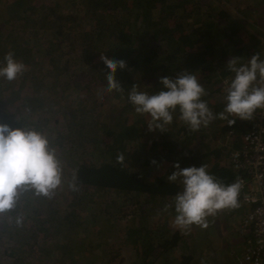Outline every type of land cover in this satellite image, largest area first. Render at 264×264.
Returning <instances> with one entry per match:
<instances>
[{
    "label": "trees",
    "instance_id": "1",
    "mask_svg": "<svg viewBox=\"0 0 264 264\" xmlns=\"http://www.w3.org/2000/svg\"><path fill=\"white\" fill-rule=\"evenodd\" d=\"M12 1L15 3L13 8L6 0L5 9L0 10V17H4L6 22L3 24L0 21V29H3V32L0 31V65L5 53L14 50L16 57L27 65V70L14 80L1 77L2 85L4 82L5 85L8 83L10 88L15 83L21 88L18 96L13 94L10 96L12 90H6L4 86L0 88V122L8 124H14V121L20 119L25 123H31L37 119L40 113L49 109L44 110L42 105L46 93L50 90L56 92L60 89L69 94L61 96V117L64 118L74 115L77 111L73 108L76 106L87 108L88 99L93 101L94 105L99 104L97 99L102 96L107 86L108 69L101 59L103 54L109 59L126 62V67L123 69L118 67L115 74L124 89L122 92L116 91L115 94L128 97L133 84L141 91L154 93L162 88L159 83L161 76L174 77L176 73L187 69L194 72L205 88L207 95L202 99L216 114L223 111L226 103L219 102L214 95L219 90L221 76L232 75L225 65L227 61L237 56L242 57V62H247L248 58L258 52L261 58H264V40L259 37L261 33L264 36V29H259V25L264 24V8L258 6L260 0L257 2L226 0L236 5L238 9L243 6L242 17H235L224 5L217 2L214 5L213 1L210 5L205 3L204 6L200 5L204 10L197 12L201 14L200 19L194 22L186 19L198 8V0H78L81 3L67 0L61 7L58 0ZM71 4L75 5V13L79 10L84 11L80 21L71 20L72 12L65 14L68 10L66 8ZM80 4L82 7L78 9ZM253 12L257 14L253 15ZM105 17L106 20L103 19ZM19 23L26 28L25 37L21 36L19 31L14 35ZM44 36L53 40L48 41V38L44 40ZM76 47L83 59L82 64L72 63L66 55L72 53ZM62 50H66L67 53ZM155 73L158 74V80H154ZM152 80L153 82H149ZM140 83H144V86ZM147 84L151 86L145 87ZM23 85H26L29 91L23 92ZM37 87L43 95L42 102L37 109L32 110L26 105L28 94L25 93H33ZM74 94L82 95L81 99L77 101L72 96ZM57 103L52 101L51 107ZM127 110L135 111V108L131 103L126 104L111 123H98L94 134L92 133L94 147L87 148L80 152L81 155L72 158L63 152L57 154L62 167L61 185H72L73 192V199L61 201L62 209L57 205L58 202L45 204L43 198L47 195L37 194L32 188L30 199V196L20 191L17 200L25 202L22 205H32L23 221L31 219L37 210L44 211L45 216L36 213V220L46 226L49 224L52 229L61 226V245H65L76 243L79 237L86 241L91 239L101 241L102 235L106 232L100 234L99 229L112 231L120 219L103 212L105 206L118 207L110 199L87 197L89 187L112 188L124 194L134 192L135 194H130L127 198L132 208L126 213L130 214L131 220L124 231L126 244L135 248L139 259H144L147 264H170L166 259L174 256L171 251L177 245L178 239L182 238L181 231L179 228L168 231L169 227L165 226L164 222L160 226L156 225L155 215L147 219L144 214L145 205L153 203L152 201L158 202L153 207L154 212H157L159 208L161 209V203L172 202L180 189V183L169 182L166 170L169 168L175 171L173 167L176 162H179L180 166L187 164L185 161H188V158L184 155L183 149L192 154L189 166L201 165L200 153L193 156L199 152L194 140L192 141L198 131H208L213 136V143L202 153L206 158L202 160V164L207 165L205 161L208 160L210 166L207 165L208 171L224 184L234 182L236 173L226 162L227 154L231 144L236 145L239 134L241 135L245 128H249V123L248 120L236 118L235 123L229 125L228 120L217 118L206 127L201 126L199 130L192 131L178 119L177 111L174 113L172 124L167 125L165 130H149L147 124L150 121L149 116L135 112V118L126 117L127 114L124 112ZM22 115L27 118H23ZM216 122L219 124L218 127ZM245 125L247 127H244ZM230 128L234 129L235 137L232 143L228 139L230 146L226 147L224 138ZM67 130L68 128L65 129ZM146 138H150V143L144 147L142 139ZM65 142L61 139V146H64ZM129 142L135 144L129 148ZM118 156H122L123 160L118 161ZM149 157L152 158L147 159ZM156 161L160 163L159 168ZM69 164L70 166H67ZM140 194L144 197L138 198ZM75 196L80 198L79 208L92 206V210L86 215V225L83 220L79 221L80 214L74 209ZM172 211L171 216L174 217V208ZM103 215L104 218L101 219ZM146 220L150 221V224ZM207 220L208 226L204 229L209 235L213 234V240H203L202 243L219 248L218 235H222V230L218 229L217 225L226 224V221L225 219L217 221L215 216H209ZM12 223L14 226L20 224L19 220ZM4 224L7 225L6 221ZM24 230L25 228L13 229L9 235L11 237L9 242L13 241L12 238H18ZM82 232L85 235H81ZM58 245L59 243L52 240L43 241L44 248ZM16 247L18 248L17 245ZM63 250L61 248V253ZM89 252L85 247V252L79 253V260L87 259L84 264H87L91 255ZM105 253L104 249L101 259L93 253L95 254L93 260L108 261ZM183 256L179 264H187L191 260L190 254ZM73 264L76 262L73 261Z\"/></svg>",
    "mask_w": 264,
    "mask_h": 264
},
{
    "label": "rangeland",
    "instance_id": "2",
    "mask_svg": "<svg viewBox=\"0 0 264 264\" xmlns=\"http://www.w3.org/2000/svg\"><path fill=\"white\" fill-rule=\"evenodd\" d=\"M38 1H45V0H38ZM58 1H60V7L67 3V0H58ZM198 1H199V3H197L198 8L193 10V12L188 15L186 21L194 22L200 19L201 14L200 13L197 14L198 10L201 11L204 10V8H201V6H204L205 3H208V5H210L212 1H213L212 5H214L217 2L220 5H224L235 17H242L241 8L243 6H240L238 9L236 5L231 4L229 1L226 0H198ZM242 1L247 2L248 0H242ZM257 1L259 0H254L253 2H257ZM75 2L81 3L78 0H75ZM2 3L4 4L0 5L1 11H3L6 7V0H0V4ZM7 3L11 8L15 6V3L12 0H8ZM258 6L260 8H264V1L260 0ZM80 7H82L81 4L80 6H78V9H80ZM66 10L67 12H65V14L66 13L70 14L71 12L73 13L71 20H75V21H80L84 14V11L81 10L75 13L74 4L68 6ZM51 17L54 18L55 16H51ZM3 18L4 17H0V21L4 24L6 22H4ZM103 19L106 20V17ZM19 25H18V30L16 31V33H14V35H16L19 31V34L25 37L26 35L24 33H26V31L24 29L26 28L23 27L20 23ZM262 25L264 26L263 23ZM0 31L3 32V29H0ZM259 37L262 40H264V36L262 33L261 35H259ZM47 38H48L47 36H44V40H46ZM49 40L52 41L53 39L49 37L48 41ZM76 50L77 47L72 53H75L77 55H73L72 53L66 54L67 53L66 50H62V51L68 56L70 60H72L71 61L72 63L82 64L83 59L80 57V51L79 50L76 51ZM154 76L156 77L154 78V80H158L157 78L158 74L155 73ZM230 76L232 78L233 74L232 75L226 74L221 76V80L218 84L219 90L216 91L214 94L219 102H226L225 101L226 94L225 91L222 90L221 84L226 77L229 78ZM149 82H153V80ZM2 83H3V79L0 77V88L4 86L6 90H12V92L9 93L10 96H12V94L18 96L19 93L21 92V88L18 87V85L15 83L13 84L14 88L13 87L9 88L8 83H6V85L5 82L3 85ZM10 83L12 84V82ZM140 84L144 86V83L143 84L140 83ZM212 85L214 84H211V86ZM150 86H151L150 84L145 85V87H150ZM38 87L33 90V93L30 94L25 93L28 94L26 99V105L32 110L37 109V106L42 102L41 97H43V95ZM59 88H61V86ZM22 91L26 92L29 91V89L26 88V85H23ZM115 92L116 91L104 92L103 94H101L102 96L97 99V101L99 102V104L97 105H94V102L88 99L87 102L89 104L86 105L87 108L78 107L74 104L76 107L73 109L77 112H75L74 115L72 116L69 115L67 118H64L61 117V104H60L61 96L62 94L65 95H69V94L65 93L64 90H60V89H58L56 92L50 90L46 93L45 102L42 105L44 110L49 108L48 110L40 113L37 119L33 120V122L31 123H25V121L20 119L14 121V124L11 123L9 125L13 127L34 128L42 132L50 140L49 146L55 149L56 155L61 154V152H63L65 155H67L70 158L74 157L75 155L79 156L81 155L80 154L81 151H84L90 147H94V145L92 144L94 141L93 134L98 123L100 122L106 124L111 123V121L114 118H117L121 108L124 107L126 104H130L128 97L126 95L115 94ZM72 96L75 97L77 101H79L81 99L80 97H82V95H78V94H74ZM66 98L68 100H71L70 97L66 96ZM52 101H57L58 103L55 106L51 107ZM124 114H127L126 117L130 116L132 118H135L136 113L133 110H127L124 112ZM22 117L27 118L24 115H22ZM216 125L218 127L219 124H217L216 122ZM66 128H68L67 131H65ZM149 136H151V134H149ZM61 139H64L66 141L64 146H61ZM193 140L196 144L197 151L199 150V152H196L193 156H198L200 153L199 161L202 164V160L206 159L204 156H202V153L206 152L208 150V146L213 143L212 133L208 131H203V132L198 131L195 137L192 138V141ZM142 141L144 147H147L150 143V138L142 139ZM134 144L135 142H129L128 143L129 148L132 147ZM224 144L226 147L230 146V143L228 141V138H226V136L224 138ZM185 147L188 148L190 146H185ZM182 151H185L184 155L187 156L188 161H185L187 162L186 164L187 166L185 165L181 167L182 168L188 167L190 165L189 161L190 158L192 157V154L187 149H183ZM86 155H90V154L86 153ZM150 158L152 157H149L147 159ZM205 162L209 166L208 160ZM156 163H157L156 166L159 168L160 163H158L157 161ZM67 166H70V164ZM65 168L67 167L65 166ZM172 172L173 171L168 168L166 170V176L170 175ZM66 188H69V190ZM181 189H182V185L180 184L179 191ZM30 190L31 188H21L19 189V192L23 191L27 196H30L29 197L30 199L32 195L30 193ZM87 191H88L87 197L89 198L97 199L100 197L101 198L106 197L110 199L113 203H115L116 206L118 205V207H115L114 205L110 208H107V206H105L106 209L103 212H106L111 217L114 218L117 217V219L118 218L120 219L118 220L119 222L117 221L116 226L113 227L112 231L109 230L105 231L106 229L102 230L101 228L99 229L100 234L106 232V234L102 235L103 237H101V241L100 240L94 241L93 239L86 241V239L79 237L77 238L78 241L76 243H68L65 245H61V237H62L61 226L60 228L55 227L52 229L50 228V225L47 223H46L47 226L45 224H42L41 222L38 223V221L35 218L37 215L36 213L38 212L40 213V215L44 214L45 216V212L40 210L35 211L31 219L29 218L23 221L25 215L28 212H30L32 205L25 206L22 205L25 204V202L22 203L21 200H17L16 205L13 208L5 212H0V264H73V261H75L76 264H84L87 259L84 261L79 260V253L80 251L85 252V247H87L88 251H90L89 253L91 254L89 255V258L91 259L88 258L87 264H147L144 261V259H139L137 250L135 248L128 246L124 239V231L126 225L131 221L130 214H126V213L132 208V206L129 205L127 198L130 194H135V193L127 192V194H124V192H118L112 188L98 189L93 187H89ZM72 196H73L72 185L66 186L65 184L63 185L60 184L55 190L50 192V194L47 195L46 198H43V201L45 204H53L58 202L59 204L57 205L60 207V209H62L63 205H61V201L67 202L72 198ZM143 197L144 195L142 194L138 195V198H143ZM159 198H161V196H159ZM74 202H75L73 204L74 209L80 214L79 221L83 220L82 222L85 224L86 215L88 212L92 210V206L79 208L80 198L78 196L74 197ZM152 202L153 203L151 204L145 205L144 208V214L147 217V219L149 216L155 215L156 225L160 226L164 222V225L169 227L168 231L172 229H176V227L172 224V221L175 217V216L174 217L171 216V212H173L172 209H169V211L167 212L162 211L164 204L161 203L160 204L161 209L159 208L157 212H154L153 207L155 203L158 204V202H154V201ZM223 211L227 213V218L225 219V221L228 223L217 225V228L222 230V235H218L220 237L219 248H214L209 244L202 243L203 240L212 241L213 234L209 235L208 233H206L204 228L193 225L191 230L188 231L187 233H185L182 230H179L181 231L182 238L178 239L177 245L171 251L172 255L174 256L172 258L169 257L166 260H168L170 264H179V262L183 259L184 254H188V255L190 254L191 260L187 262V264H239L236 259V255H239L241 253L244 243V235L239 232L240 231L239 229H240V221L245 211V207L240 203V206L238 208L231 210L225 209ZM223 213L224 212L221 213L222 215L219 213L215 215L217 221L221 216L224 215ZM103 218L104 215L101 217V219ZM213 219L214 217L212 218V220ZM16 220H19L20 224L14 226L12 222ZM4 221H6L7 225L4 224ZM146 221L150 224V221L148 220ZM90 224L91 223H89V225ZM20 228H25L23 234L20 233L18 238L16 239L12 238L13 241L9 242V240L11 239L9 235L11 234L13 229H20ZM35 230L36 232L34 233ZM81 235H85V233L82 232ZM240 235L243 237L242 239ZM233 237L237 239H234ZM44 240H52L53 242L59 243V245L55 247L46 246L44 248L43 247ZM98 244H102L101 247L106 250L104 256L105 258L107 256L108 261L104 262L103 260L101 261L98 260L96 262L95 260H93L95 254L98 256V258L101 259L102 257L101 255L103 254L104 251V249H101L100 245ZM16 245L18 246V248L16 247ZM61 248L64 249L62 253H61ZM219 249L220 250L223 249V250L220 251Z\"/></svg>",
    "mask_w": 264,
    "mask_h": 264
},
{
    "label": "clouds",
    "instance_id": "3",
    "mask_svg": "<svg viewBox=\"0 0 264 264\" xmlns=\"http://www.w3.org/2000/svg\"><path fill=\"white\" fill-rule=\"evenodd\" d=\"M101 59L108 69L104 91L122 92L124 88L115 74L118 67H126V62L109 59L104 54ZM225 65L233 76L225 82L226 103L218 114L202 99L207 92L194 72L187 69L174 77L161 76L159 83L162 88L154 93L141 91L133 84L128 100L136 113L150 117L147 123L149 130H165L167 125L172 124L177 111L178 119L192 131L206 127L217 118L228 120L229 125L234 124L236 118L250 120L256 110L264 109V58L259 52L248 58L247 62H242V57L233 56ZM26 70L27 65L16 57L14 50L5 53L0 65V77L14 80ZM49 143L48 137L34 128L12 127L0 122V212L16 205L21 188H32L37 194L49 195L62 183V167L55 149ZM237 144L238 141L230 149ZM117 160L122 161L123 157L118 156ZM226 162L229 165L228 154ZM174 168L167 180L178 181L182 189L175 194L172 202L164 204L162 211L174 208L172 224L176 228L185 233L193 225L206 228L209 216L240 206L241 180L224 184L208 171L205 164L182 168L176 162Z\"/></svg>",
    "mask_w": 264,
    "mask_h": 264
},
{
    "label": "built area",
    "instance_id": "4",
    "mask_svg": "<svg viewBox=\"0 0 264 264\" xmlns=\"http://www.w3.org/2000/svg\"><path fill=\"white\" fill-rule=\"evenodd\" d=\"M229 80L226 77L221 84L225 94ZM248 123L228 153L235 180L242 182L239 202L245 207L239 229L244 243L236 259L239 264H264V109L256 110ZM234 137V129H228L226 138L232 143Z\"/></svg>",
    "mask_w": 264,
    "mask_h": 264
},
{
    "label": "crops",
    "instance_id": "5",
    "mask_svg": "<svg viewBox=\"0 0 264 264\" xmlns=\"http://www.w3.org/2000/svg\"><path fill=\"white\" fill-rule=\"evenodd\" d=\"M253 15H256L257 13L256 12H253L252 13ZM259 29H264V26L263 25H259ZM223 210H225V209H223ZM223 210H220L221 212H217V213H219V214H221L222 212H224L223 214V216H221L219 219H218V221H224V219H226L227 218V213L225 212V211H223ZM231 210V209H230ZM222 215V214H221ZM226 224L228 223V222H225ZM234 239H237V238H235V237H233Z\"/></svg>",
    "mask_w": 264,
    "mask_h": 264
}]
</instances>
